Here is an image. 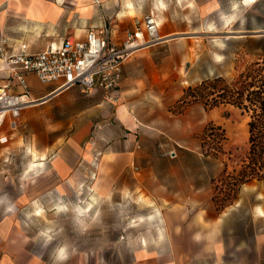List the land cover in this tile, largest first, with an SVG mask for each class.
I'll return each mask as SVG.
<instances>
[{"label":"rangeland","instance_id":"374dc122","mask_svg":"<svg viewBox=\"0 0 264 264\" xmlns=\"http://www.w3.org/2000/svg\"><path fill=\"white\" fill-rule=\"evenodd\" d=\"M125 4L134 11L129 7L132 1ZM219 6L222 13L211 9L206 16L191 18L190 23L197 26L158 46L153 87L141 97L139 110L150 127L147 144L156 145L159 151H137L135 156L93 151L80 177L92 188L52 192L30 203L25 196L36 174L32 166H38L33 162L35 151L23 149L21 140L11 144L12 140L4 147L8 151H0V223L5 211L12 208L8 221L16 233L9 237L14 240L9 250L14 257L23 264L154 263L158 256L169 254L153 250L166 235L163 218L155 214L167 212L169 206L151 199L163 194L157 180L170 192L183 195L192 194L190 186L201 187L211 199L212 180L223 172L225 164L230 172L240 169L248 153L252 113L227 103L211 109L191 99L182 102L189 89L216 77L224 80L220 89L232 88L243 73H264V0H222ZM229 23L232 27L226 28ZM210 124L225 131L222 144L226 155L207 156L217 152L211 151L217 150L216 141L208 145L202 140ZM5 130L14 132L7 126ZM145 183L150 184L143 187ZM97 184L100 187L96 188ZM210 205L217 217L219 206L208 201ZM219 218L230 247L226 262L264 264V186L257 181L244 185L238 200ZM159 230H163L162 236Z\"/></svg>","mask_w":264,"mask_h":264},{"label":"crops","instance_id":"0c3cea01","mask_svg":"<svg viewBox=\"0 0 264 264\" xmlns=\"http://www.w3.org/2000/svg\"><path fill=\"white\" fill-rule=\"evenodd\" d=\"M126 1L129 0H100L99 3L95 0H0V39H7L10 52L17 51L21 44H27L32 54L50 45L59 47L66 39L84 38L88 30L102 29L108 22L113 25L112 43L118 44L136 19L148 14L158 20L163 39L126 61L120 83L121 103L115 107L116 103L107 100L106 91L101 88L86 93L79 86L61 88V83L43 84L35 75L27 76L26 100L32 104L15 120L14 132H0V151L8 149L4 147L12 140L11 144L21 140L23 149L35 151L37 157L33 162L38 166L33 168L40 172L34 171V181L28 186L29 197L26 194L25 198L29 203L38 202L52 192L92 188L80 177L82 166L90 162L93 151H119L121 156H135L137 151H159L156 145L147 144L150 127L141 119L139 110L143 103L141 97L153 87L158 46L168 44L175 35L185 34L186 28L197 26L190 23L191 18L206 16L211 9L222 13L219 6L222 0H130L133 12ZM231 27L232 23L226 26ZM3 68L0 60V76L7 78L9 74L2 72ZM5 83L0 81V85ZM9 91L13 95L25 93L16 79L11 80ZM9 121L7 118L6 126ZM157 182L163 194L151 199L169 206L167 212L155 214L163 218L166 235L153 250L169 254L158 256L154 263L144 260L141 264H228L230 247L226 243L223 220L219 218L222 214L214 216L208 201L212 205L214 202L204 195L205 189L190 186L192 194L183 195L170 192L164 182ZM147 184L150 183L143 187ZM11 212L12 208L7 209L2 218L4 222L0 223V264H23L9 250L14 243L9 237L16 233L8 221ZM159 231L162 236L163 230Z\"/></svg>","mask_w":264,"mask_h":264},{"label":"built area","instance_id":"2783aa9c","mask_svg":"<svg viewBox=\"0 0 264 264\" xmlns=\"http://www.w3.org/2000/svg\"><path fill=\"white\" fill-rule=\"evenodd\" d=\"M99 3L100 0H95ZM113 25L106 23L102 29H90L84 38L72 37L59 47L48 46L43 51L32 54L27 44H21L17 51H9L6 38L0 39V60L4 63L0 76V132L6 127L14 131L15 120L22 110L32 104L28 98L27 76L35 75L43 84L61 83V88L81 87L86 93L101 88L106 98L115 104L120 100V83L126 61L142 49L161 43L160 25L152 14L136 19L122 41L112 43ZM16 79L24 88L22 95H13L9 89L11 80ZM0 138V143H1Z\"/></svg>","mask_w":264,"mask_h":264},{"label":"trees","instance_id":"16d2710c","mask_svg":"<svg viewBox=\"0 0 264 264\" xmlns=\"http://www.w3.org/2000/svg\"><path fill=\"white\" fill-rule=\"evenodd\" d=\"M224 83L221 77L206 81L196 88L189 89L182 98L183 103H203L206 107L215 108L219 104L227 103L248 113L250 117L249 147L240 169L229 171L225 164L223 172L212 180L214 184L213 201L219 206V214L238 200L242 187L257 181L264 186V73L260 71L243 73L234 82L233 87L218 89ZM215 132H220L216 135ZM204 144L216 141V153L207 156L226 155L222 142L226 141V134L222 127L210 124L203 132ZM230 154V153H229ZM231 156V154H230ZM231 159V157H229Z\"/></svg>","mask_w":264,"mask_h":264},{"label":"bare ground","instance_id":"6f19581e","mask_svg":"<svg viewBox=\"0 0 264 264\" xmlns=\"http://www.w3.org/2000/svg\"><path fill=\"white\" fill-rule=\"evenodd\" d=\"M249 1H251V2H257L258 0H249ZM165 39V38H164ZM32 167H37L35 164H33V166ZM36 171H37V169H36ZM38 213L40 214L41 213V211L40 210H38Z\"/></svg>","mask_w":264,"mask_h":264},{"label":"clouds","instance_id":"9594fccd","mask_svg":"<svg viewBox=\"0 0 264 264\" xmlns=\"http://www.w3.org/2000/svg\"><path fill=\"white\" fill-rule=\"evenodd\" d=\"M60 257L63 259V258H65V255H64V252L63 251H61V253H60Z\"/></svg>","mask_w":264,"mask_h":264},{"label":"snow or ice","instance_id":"6c2138e0","mask_svg":"<svg viewBox=\"0 0 264 264\" xmlns=\"http://www.w3.org/2000/svg\"><path fill=\"white\" fill-rule=\"evenodd\" d=\"M249 2V0H245V3H248ZM38 214V213H37Z\"/></svg>","mask_w":264,"mask_h":264}]
</instances>
